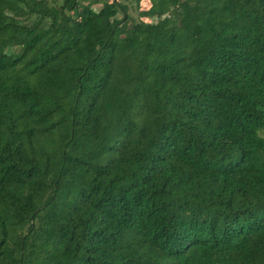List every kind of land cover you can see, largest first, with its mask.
I'll list each match as a JSON object with an SVG mask.
<instances>
[{"label": "trees", "instance_id": "1", "mask_svg": "<svg viewBox=\"0 0 264 264\" xmlns=\"http://www.w3.org/2000/svg\"><path fill=\"white\" fill-rule=\"evenodd\" d=\"M139 1L0 0V264H264V0Z\"/></svg>", "mask_w": 264, "mask_h": 264}, {"label": "rangeland", "instance_id": "2", "mask_svg": "<svg viewBox=\"0 0 264 264\" xmlns=\"http://www.w3.org/2000/svg\"><path fill=\"white\" fill-rule=\"evenodd\" d=\"M99 3H95V4H93L92 5V7L94 8V9H97L98 7H99ZM148 6V0H140L139 1V3H138V9H144V8H146ZM132 14H133V16L134 17H138V15H137V13L136 12H132ZM143 20H145V21H150V20H152V19H149V18H142Z\"/></svg>", "mask_w": 264, "mask_h": 264}]
</instances>
